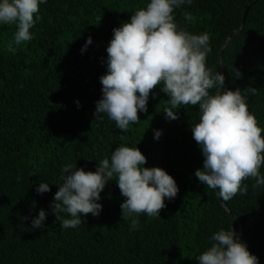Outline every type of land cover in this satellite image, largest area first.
Returning <instances> with one entry per match:
<instances>
[{"label":"trees","instance_id":"obj_1","mask_svg":"<svg viewBox=\"0 0 264 264\" xmlns=\"http://www.w3.org/2000/svg\"><path fill=\"white\" fill-rule=\"evenodd\" d=\"M146 3L47 0L39 5L32 40L15 53L7 45L17 26H0V264H197L211 234L230 227L264 264V186L249 177L242 182L247 191L225 203L194 176L204 159L191 132L198 106L181 105L179 118L168 121L162 111L168 97L157 86L148 112L138 113L127 132L106 115L94 117L113 29ZM189 13L190 22L184 19ZM174 15L189 32L210 35L206 66L225 75L226 87L258 89L247 104L264 128V0H193ZM89 36L93 42L82 53ZM120 145L137 146L145 167L172 175L176 197L165 200L160 217L141 213L134 229L131 219H122L125 197L112 180L101 192L99 216L62 229L50 207L62 166L95 171ZM260 171L264 175V166ZM41 181L51 190L38 193ZM41 209L48 213L45 227L32 229Z\"/></svg>","mask_w":264,"mask_h":264},{"label":"clouds","instance_id":"obj_2","mask_svg":"<svg viewBox=\"0 0 264 264\" xmlns=\"http://www.w3.org/2000/svg\"><path fill=\"white\" fill-rule=\"evenodd\" d=\"M46 2L0 0V26H17L7 45L10 52L32 40L30 29L40 19L39 5ZM192 2L147 0L129 20L113 29L106 48L107 71L100 77L102 96L96 102L94 117L102 121L106 115L117 129L127 132L130 125L139 122L138 113L148 112L150 93L155 98L152 90L157 86L168 97L162 110L168 121L179 118L181 105L198 106L199 119L191 124V132L204 159L194 176L226 203L247 191L242 182L249 177L255 179V186H264L260 171L264 166V128L247 104L258 89L228 88L225 75L206 66L212 51L210 35L193 34L175 20L174 10ZM184 19L190 22L193 17L189 13ZM92 42L89 36L81 52ZM235 75L241 74L237 71ZM161 135L162 130H154V139ZM145 164L146 156L137 146L120 145L110 158L97 162L95 171L77 168L76 163L63 165L50 205L61 228H77L88 214L99 216L103 209L101 192L112 180L125 197L120 204L122 219H131L132 228H139L141 213L160 217L165 200L174 199L179 187L165 169ZM50 190V184L43 181L36 187L40 194ZM47 214L41 209L31 220L32 229H43ZM195 260L197 264H259L232 227L213 232L209 246Z\"/></svg>","mask_w":264,"mask_h":264},{"label":"water","instance_id":"obj_3","mask_svg":"<svg viewBox=\"0 0 264 264\" xmlns=\"http://www.w3.org/2000/svg\"><path fill=\"white\" fill-rule=\"evenodd\" d=\"M247 13H248V11H247ZM247 13H246V15H247Z\"/></svg>","mask_w":264,"mask_h":264}]
</instances>
